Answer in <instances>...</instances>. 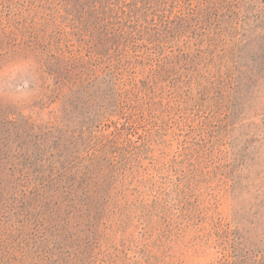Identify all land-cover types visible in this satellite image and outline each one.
Listing matches in <instances>:
<instances>
[{"label":"rangeland","instance_id":"1","mask_svg":"<svg viewBox=\"0 0 264 264\" xmlns=\"http://www.w3.org/2000/svg\"><path fill=\"white\" fill-rule=\"evenodd\" d=\"M172 1L0 0V114L34 158H0V264H217L211 229L236 221L240 235L259 233L264 37L228 30L232 16L210 46L187 32L160 61L131 53L125 77L135 70L142 84L154 69L144 99L157 117H129L130 135L111 122L108 145L75 155L91 145L72 89L116 63L100 16L124 2L144 18ZM51 161L60 173L42 165Z\"/></svg>","mask_w":264,"mask_h":264},{"label":"trees","instance_id":"2","mask_svg":"<svg viewBox=\"0 0 264 264\" xmlns=\"http://www.w3.org/2000/svg\"><path fill=\"white\" fill-rule=\"evenodd\" d=\"M126 4L122 2L117 7L109 6L112 13L108 12L100 16V26L107 32L111 41L113 40L111 49L116 55L114 58L116 63L113 62L110 68L103 69L96 75L85 79L83 83L72 89L73 95L72 93L70 95L72 101L80 103L81 107L86 110L82 115L87 123L82 124L81 129L88 134L91 145V148L84 153L75 150L78 153H75L78 159L80 156L91 155V151L99 146L108 145V139H112V136L106 132V129L111 122L118 123L117 129L124 125L122 129L130 135L134 128L129 122L125 124L129 117L138 124L146 125L149 119L157 117L156 110H152L151 101L145 102L144 99L147 94V83L151 89L149 78L156 80V75L152 73L154 69L149 70L147 81L143 80L142 84L134 77L135 70L131 71L130 78L125 77V73L129 71L125 62L128 61L131 53L137 55L136 59L140 55L144 59L160 61L167 55L161 57L158 51H168L172 47L170 44L173 43L174 46L182 49L187 42L184 45H178V43L188 37L190 32L197 36L200 32L203 38H196L198 43H207L210 46L217 40L224 39L221 34L223 30L221 23L225 21L223 19L225 15L236 18L235 24L233 25L232 20L228 30L241 28L246 31L247 29L257 38L264 37V0H198L196 3L194 0H173L169 5L170 8H164L162 14L146 12L144 18L139 13L134 15L133 10L127 9ZM250 6L257 7L248 17L246 11ZM137 8H141V3L137 4ZM187 32L189 34H186ZM140 42L144 46V52L137 54L140 51L137 49ZM148 56H151L150 59ZM151 66L153 67L154 64L151 63ZM13 122L9 117L4 119L0 114V158L10 157L13 160H20V158L27 157L32 163L34 158L31 155L14 146L12 130L7 126L8 123ZM104 136L108 139L103 140ZM100 140L101 143L97 144L96 142ZM12 164L15 168H20L18 163L13 162ZM42 165L57 168L53 161ZM56 170V174L60 173L59 169ZM24 174L27 176L25 172ZM29 175L28 180L31 178ZM119 177L126 182L123 176L117 174H113L112 179H119ZM119 183H121L120 180ZM122 185L123 183L119 191H122ZM126 187L123 191L127 189ZM108 198L111 199V196L108 195ZM241 225V222L236 221L222 222L221 225H217L216 230L211 229L208 237L205 238L207 245L217 248L222 254L217 264H264V222L261 223L259 233L255 237H250L246 233L240 235Z\"/></svg>","mask_w":264,"mask_h":264}]
</instances>
